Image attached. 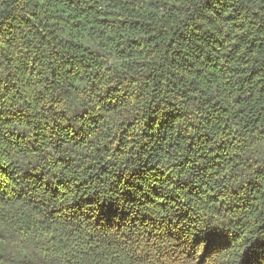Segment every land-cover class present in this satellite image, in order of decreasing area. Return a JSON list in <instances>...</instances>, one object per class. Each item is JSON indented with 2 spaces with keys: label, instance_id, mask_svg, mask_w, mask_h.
<instances>
[{
  "label": "trees",
  "instance_id": "obj_1",
  "mask_svg": "<svg viewBox=\"0 0 264 264\" xmlns=\"http://www.w3.org/2000/svg\"><path fill=\"white\" fill-rule=\"evenodd\" d=\"M0 264H264V0H0Z\"/></svg>",
  "mask_w": 264,
  "mask_h": 264
}]
</instances>
